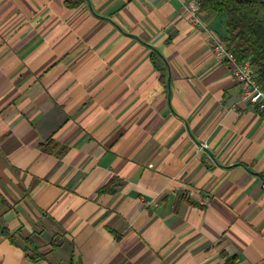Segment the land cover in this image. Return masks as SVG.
<instances>
[{
	"label": "crops",
	"instance_id": "1",
	"mask_svg": "<svg viewBox=\"0 0 264 264\" xmlns=\"http://www.w3.org/2000/svg\"><path fill=\"white\" fill-rule=\"evenodd\" d=\"M187 1L0 0V264H264V114Z\"/></svg>",
	"mask_w": 264,
	"mask_h": 264
},
{
	"label": "trees",
	"instance_id": "2",
	"mask_svg": "<svg viewBox=\"0 0 264 264\" xmlns=\"http://www.w3.org/2000/svg\"><path fill=\"white\" fill-rule=\"evenodd\" d=\"M200 11H212L225 17L226 36L222 40L239 62L251 63L256 81L264 91V0H200ZM105 191L102 189L99 193ZM0 237L13 243L16 236L0 227ZM25 244L24 253L29 261L42 259L28 241ZM234 262V257L225 260V264Z\"/></svg>",
	"mask_w": 264,
	"mask_h": 264
},
{
	"label": "built area",
	"instance_id": "3",
	"mask_svg": "<svg viewBox=\"0 0 264 264\" xmlns=\"http://www.w3.org/2000/svg\"><path fill=\"white\" fill-rule=\"evenodd\" d=\"M200 0H189L184 5V12L189 16L191 24L206 31L198 18ZM210 51L218 62L225 63L240 88L243 103L253 105L264 114V91L255 78V71L249 61L239 62L227 44L214 34H210ZM207 199H205L206 201Z\"/></svg>",
	"mask_w": 264,
	"mask_h": 264
}]
</instances>
